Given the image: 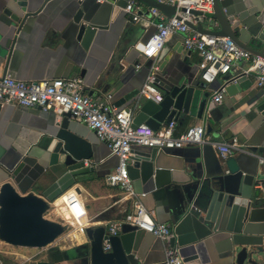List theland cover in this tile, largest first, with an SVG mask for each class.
<instances>
[{"label": "crops", "instance_id": "crops-1", "mask_svg": "<svg viewBox=\"0 0 264 264\" xmlns=\"http://www.w3.org/2000/svg\"><path fill=\"white\" fill-rule=\"evenodd\" d=\"M42 1L32 9L40 6ZM134 1L143 11L142 17L137 21L130 20L122 3L50 0L41 11L28 17L18 29L4 13L7 0H0V76L7 66L8 73L28 81L81 77L86 93L102 96L110 92L116 104L124 94L142 88L152 62L167 71L177 66H191L198 71L200 54L186 50L182 33L172 35L159 54L151 60L141 55L137 45L156 31V23L159 21L157 16L151 15L150 9L157 8L165 18H170L175 14L176 8L173 4L161 0ZM222 1L230 12H236L245 8L247 0ZM80 8L85 11L86 18L98 26H106V29L97 32L88 48L78 39L79 27L74 22ZM213 27L220 29L216 22ZM255 44L256 42L254 46ZM137 64H141L138 69ZM239 65L240 69H247L249 62L240 61ZM235 73L237 71L231 70L227 74H221L214 83L208 84L210 97L203 118L190 115L179 117L175 119V132L178 134L189 126L203 125L206 127V137L211 142L223 143L238 137L242 146L252 154L239 152L234 155L246 159L254 168L258 167L264 172V161H258L259 157L264 158V117L257 111L254 96L257 92V73L251 72L248 75L254 80L250 88L235 95L226 93L224 100L219 103L212 100L215 91L224 83V78ZM60 119L54 112H45L39 108H24L15 103L1 105L0 177L6 176V168L14 166L24 155H40ZM209 124L211 131L208 130ZM71 127L92 143L94 155L90 162L96 167L95 172L77 182L75 186H79V193L87 205L91 218L90 226L104 225L107 228L110 221L122 216L126 211H132L131 202L122 199V192L106 181L107 174L118 166L119 159L84 122L72 118ZM159 149L165 151L161 152L159 158L162 168L154 178L146 181L135 179L133 184L137 191L147 192L143 202L156 212V219L173 226V210L178 193L180 194L179 182L186 180L190 173L201 171L204 175H216L227 170V167L218 148L212 143ZM139 150L149 151L150 148L135 147L133 152ZM54 180L55 177H49L45 182L51 184ZM75 186L71 189H75ZM63 241L65 243H62L59 249L61 259L44 260L54 264H81L78 257L84 249L75 248L87 241L85 234L71 231L64 234ZM4 245L9 244L0 241V264H13L11 258L18 259L19 263L26 262L42 251L41 248L9 245L16 248L11 250ZM165 245L161 238L150 232L143 229L136 232L134 251L142 264H161L165 258ZM28 250H37V253L33 251L36 254H31L32 257L21 254ZM13 253L16 255L13 256ZM204 255L209 254L204 252Z\"/></svg>", "mask_w": 264, "mask_h": 264}, {"label": "water", "instance_id": "water-1", "mask_svg": "<svg viewBox=\"0 0 264 264\" xmlns=\"http://www.w3.org/2000/svg\"><path fill=\"white\" fill-rule=\"evenodd\" d=\"M48 1L43 0L33 10L40 0H7L4 13L20 29ZM120 1L103 2L122 3L125 9L129 0ZM245 4L244 9L230 12L222 0H214L212 13H205L200 20L198 16L203 13L193 10L197 23H187L198 32L228 36L264 58V0L258 3L247 0ZM74 22L79 27L78 39L85 48L99 30L106 29L86 18L82 8ZM214 22L219 24V30L214 29ZM154 32L141 43H147ZM7 73L5 66L2 76ZM202 73L203 70L195 71L191 66H177L170 71L160 66L158 85L164 92L161 102L138 100L141 88H137L121 96L116 105L128 107L138 100L134 124L147 123L156 130L171 119L187 115L203 118L210 88L201 80ZM253 83V78L242 72L227 75L223 84L229 95H235ZM256 89L257 111L264 117V89L258 85ZM71 119L69 113L61 117L40 155H24L14 166L6 168V176L0 177V241L15 247L40 249L67 233L66 225L48 218L46 213L56 199L96 169L90 162L94 155L92 143L72 129ZM211 129L209 124L208 130ZM163 151L154 147L133 152L128 164L131 179L154 178L162 168L159 158ZM224 162L227 170L220 174L204 175L198 171L179 182L170 244L179 249L185 264H264V172L236 155ZM49 177L55 180L46 184ZM75 187L80 192L79 186ZM137 230V226L124 224L119 235L110 237L111 250L105 251L106 226H89L85 233L87 241L75 248L84 249L78 257L81 264H142L134 251ZM204 252L209 255L205 256ZM37 264L54 263L39 260Z\"/></svg>", "mask_w": 264, "mask_h": 264}, {"label": "built area", "instance_id": "built-area-1", "mask_svg": "<svg viewBox=\"0 0 264 264\" xmlns=\"http://www.w3.org/2000/svg\"><path fill=\"white\" fill-rule=\"evenodd\" d=\"M161 1L173 4L176 11L170 18H165L157 8L150 9L151 15L157 16L159 21L156 23V31L148 42L137 45L145 59L157 56L172 35L182 33L186 50L200 54L199 69L203 70L201 76L203 82L212 84L221 74H227L231 70L237 73L245 72L246 75L255 72L256 84L264 89L263 57L254 55L228 36L198 32L188 25V21L197 23V16L192 13L193 10L203 13L198 16L200 20L205 13H212L214 0ZM124 10L132 21L139 20L143 15L141 6L134 0H129ZM240 61H248V68L240 69ZM140 67L141 64L136 65L137 69ZM159 71L160 66L154 62L139 92L138 100L156 102L163 100L164 92L158 85ZM226 93V86L222 84L215 91L213 102H222ZM138 100L131 106L120 107L115 104L113 94L110 92L102 96L90 95L85 92L81 77L26 81L17 79L11 74L0 76L1 105L15 103L24 108H40L45 112H54L60 118L69 113L72 118L84 122L101 141L107 144L112 154L118 156V166L107 175L106 180L108 184L122 192V199L131 202L132 211H126L122 216L109 222L108 237L103 241L104 250H111L110 237L119 235L124 224H130L152 233L165 242V258L161 264H185L179 249L170 244V239L174 235L173 226L158 221L156 212L143 202L147 192L137 191L134 187L128 171L134 148H174L212 143L218 148L224 160L235 153L252 154V152L242 146L238 137L223 143L211 142L206 137V127L203 125L189 126L178 134L175 132L177 126L175 119L169 120L157 130L147 123L135 125ZM259 160L263 162L264 158L259 157ZM52 206L58 215V220L67 226V233L71 231L86 233L91 218L87 205L76 189H69L63 193L52 203Z\"/></svg>", "mask_w": 264, "mask_h": 264}, {"label": "rangeland", "instance_id": "rangeland-1", "mask_svg": "<svg viewBox=\"0 0 264 264\" xmlns=\"http://www.w3.org/2000/svg\"><path fill=\"white\" fill-rule=\"evenodd\" d=\"M46 216L48 217V218H50V219H53V220H57V214H56V211H55V209H54V206H52L51 207V209L46 213ZM63 236V237H62ZM61 237H59L52 245H49L48 247H45V248H41L42 249V251L40 250V253H38L37 254V256L36 257H33L31 260H28V261H26V262H22V263H19L18 261V259H16V258H11L12 259V261L11 262H13V264H36V261L37 260H44L45 258L46 259H49V258H51L52 257V255H51V253L52 252H54V251H56V249H60V245L62 244V243H65L64 241L62 242V239L64 238V235H62ZM7 249H11V250H16V248H13V247H9V245H4ZM26 250V249H25ZM33 251L34 250H32V251H30V250H28V251H26V252H22L21 254H23V255H25V256H30V257H32L31 256V254H36L37 252V250L36 251H34V252H36V253H33ZM14 255L13 256H15L16 254L15 253H13Z\"/></svg>", "mask_w": 264, "mask_h": 264}, {"label": "trees", "instance_id": "trees-1", "mask_svg": "<svg viewBox=\"0 0 264 264\" xmlns=\"http://www.w3.org/2000/svg\"><path fill=\"white\" fill-rule=\"evenodd\" d=\"M52 257L51 259L58 258L61 259V251L59 249H56V251L51 253Z\"/></svg>", "mask_w": 264, "mask_h": 264}]
</instances>
